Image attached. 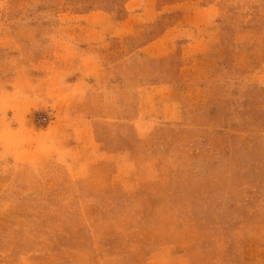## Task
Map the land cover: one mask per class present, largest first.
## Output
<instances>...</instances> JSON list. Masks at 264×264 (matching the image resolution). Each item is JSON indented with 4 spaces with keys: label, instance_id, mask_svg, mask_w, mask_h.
Listing matches in <instances>:
<instances>
[{
    "label": "rangeland",
    "instance_id": "rangeland-1",
    "mask_svg": "<svg viewBox=\"0 0 264 264\" xmlns=\"http://www.w3.org/2000/svg\"><path fill=\"white\" fill-rule=\"evenodd\" d=\"M0 264H264V0H0Z\"/></svg>",
    "mask_w": 264,
    "mask_h": 264
},
{
    "label": "trees",
    "instance_id": "trees-1",
    "mask_svg": "<svg viewBox=\"0 0 264 264\" xmlns=\"http://www.w3.org/2000/svg\"><path fill=\"white\" fill-rule=\"evenodd\" d=\"M253 166V165H252Z\"/></svg>",
    "mask_w": 264,
    "mask_h": 264
}]
</instances>
